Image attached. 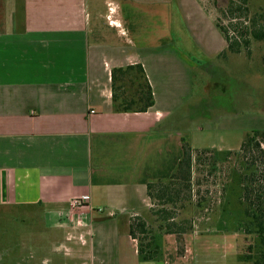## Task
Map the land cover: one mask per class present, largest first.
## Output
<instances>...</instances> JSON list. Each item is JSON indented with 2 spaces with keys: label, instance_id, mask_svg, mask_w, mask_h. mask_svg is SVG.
Listing matches in <instances>:
<instances>
[{
  "label": "crops",
  "instance_id": "1",
  "mask_svg": "<svg viewBox=\"0 0 264 264\" xmlns=\"http://www.w3.org/2000/svg\"><path fill=\"white\" fill-rule=\"evenodd\" d=\"M171 20V0H0V209L53 220L82 264H194L198 255L194 226L182 256L163 235L150 262L128 235L129 218L149 214L147 185L168 181L182 157L183 66L158 43ZM134 64L154 104L115 113L110 70ZM76 196L87 197L83 207L70 206Z\"/></svg>",
  "mask_w": 264,
  "mask_h": 264
},
{
  "label": "rangeland",
  "instance_id": "2",
  "mask_svg": "<svg viewBox=\"0 0 264 264\" xmlns=\"http://www.w3.org/2000/svg\"><path fill=\"white\" fill-rule=\"evenodd\" d=\"M171 1L172 24L160 37H167V43H158L166 46L163 54L175 53L182 62L175 82V91L182 93L175 94L182 102L176 128L192 147V162L188 182L151 188L150 209L194 226V264H238L235 255L245 256L254 236L244 231L236 153L248 137L264 132V43L253 41L247 28L254 22L264 30V0H232V14L227 11L231 0ZM215 24L230 38L248 40V46L238 54L219 55L226 43ZM166 58L159 63L168 78L173 62ZM257 138L264 149V138ZM135 218L129 224L136 225ZM179 241L176 254L182 256L190 237ZM76 250L46 216L30 208L0 209V264H82L77 256L71 259ZM241 260L239 264H251Z\"/></svg>",
  "mask_w": 264,
  "mask_h": 264
},
{
  "label": "trees",
  "instance_id": "3",
  "mask_svg": "<svg viewBox=\"0 0 264 264\" xmlns=\"http://www.w3.org/2000/svg\"><path fill=\"white\" fill-rule=\"evenodd\" d=\"M234 1L228 4L230 14L234 12ZM240 11V7L235 8ZM217 30L223 36L226 43L225 49L219 54L241 52L242 47H247L249 41L237 37L230 38L227 30L215 24ZM248 35L253 41L264 43V30L256 28L254 22L247 28ZM246 29V30H247ZM241 36V35H240ZM111 106L115 113H143L154 104L152 89L140 64L125 67L112 68L110 70ZM258 135L264 138V132L253 134L241 143L237 159L240 161L241 173L236 174V179L241 188V204L243 206L244 231L254 236V244L246 246L245 256L238 258L246 259L251 264H264V149ZM264 141V139H262ZM191 148L185 139H182V157L167 183L157 182L147 185V195L151 198V188L157 184L167 189L173 182L190 180ZM174 198H169L171 202ZM155 217L156 220H153ZM136 225L130 223L128 235L136 241V251L141 262L155 261L159 255V241L163 235H174L177 239L190 234L192 227L189 220H178L173 214L154 212L151 209L146 217L136 216ZM157 223L154 229L153 225ZM182 253V251H181Z\"/></svg>",
  "mask_w": 264,
  "mask_h": 264
},
{
  "label": "built area",
  "instance_id": "4",
  "mask_svg": "<svg viewBox=\"0 0 264 264\" xmlns=\"http://www.w3.org/2000/svg\"><path fill=\"white\" fill-rule=\"evenodd\" d=\"M86 200H87V197H80V196L73 197L70 200V206L72 208H81L84 206Z\"/></svg>",
  "mask_w": 264,
  "mask_h": 264
}]
</instances>
